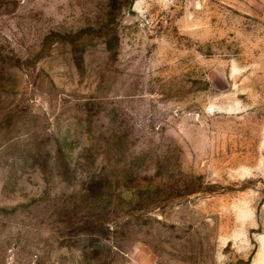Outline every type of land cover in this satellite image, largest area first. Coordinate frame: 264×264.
I'll list each match as a JSON object with an SVG mask.
<instances>
[{"label":"rangeland","instance_id":"1","mask_svg":"<svg viewBox=\"0 0 264 264\" xmlns=\"http://www.w3.org/2000/svg\"><path fill=\"white\" fill-rule=\"evenodd\" d=\"M0 264H264V0H0Z\"/></svg>","mask_w":264,"mask_h":264}]
</instances>
